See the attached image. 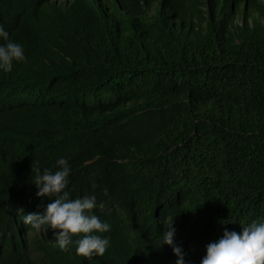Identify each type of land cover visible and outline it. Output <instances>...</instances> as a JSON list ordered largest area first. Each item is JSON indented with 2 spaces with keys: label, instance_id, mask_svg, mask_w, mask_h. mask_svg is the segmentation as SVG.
<instances>
[{
  "label": "trees",
  "instance_id": "1",
  "mask_svg": "<svg viewBox=\"0 0 264 264\" xmlns=\"http://www.w3.org/2000/svg\"><path fill=\"white\" fill-rule=\"evenodd\" d=\"M155 1L0 0L25 55L0 68V226L55 199L36 195L32 165L54 173L60 158L70 199L94 195L110 224L93 233L107 258L37 235L47 264H176L164 218L201 264L226 229L264 222V0H160L149 14Z\"/></svg>",
  "mask_w": 264,
  "mask_h": 264
},
{
  "label": "clouds",
  "instance_id": "2",
  "mask_svg": "<svg viewBox=\"0 0 264 264\" xmlns=\"http://www.w3.org/2000/svg\"><path fill=\"white\" fill-rule=\"evenodd\" d=\"M160 0H156L147 7L149 14L155 13V8ZM119 6L126 8L121 3ZM0 37L6 44L0 45V68L5 72L12 70L13 61L25 59L23 47L9 39V33L0 25ZM59 170L54 173L45 169L43 173L33 162L32 171L35 173L34 184L38 197H55L45 208L30 206L19 207L13 213V225L0 226V264H21V257L26 252L33 264H47L45 251L37 248L36 236L50 234L51 240L56 241L61 250H66L73 243L72 238L83 237L75 241L76 252L80 257L107 258L106 250L110 246L108 238H102L93 233H106L110 224L102 222L93 214L97 207V199L93 196L83 195L72 197L65 189L68 187L70 166L68 161L60 158L57 161ZM105 194L107 190L105 189ZM99 207L104 208L100 203ZM7 216L0 220V225ZM174 218H164L166 231L163 234L162 244L172 246L174 254L178 257L176 264H185L184 253L181 247L174 244L175 228ZM5 240L14 247L11 259L4 260V249L8 247ZM130 264V263H126ZM201 264H264V222H253L242 226V233L224 231L223 236L217 241L206 246V255Z\"/></svg>",
  "mask_w": 264,
  "mask_h": 264
}]
</instances>
